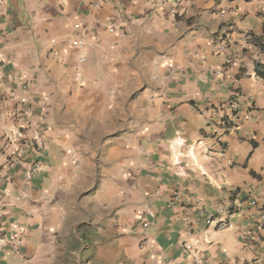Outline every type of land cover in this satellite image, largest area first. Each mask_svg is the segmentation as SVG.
<instances>
[{
    "label": "crops",
    "instance_id": "obj_1",
    "mask_svg": "<svg viewBox=\"0 0 264 264\" xmlns=\"http://www.w3.org/2000/svg\"><path fill=\"white\" fill-rule=\"evenodd\" d=\"M263 212L264 0H0V226L25 251L264 264Z\"/></svg>",
    "mask_w": 264,
    "mask_h": 264
},
{
    "label": "built area",
    "instance_id": "obj_2",
    "mask_svg": "<svg viewBox=\"0 0 264 264\" xmlns=\"http://www.w3.org/2000/svg\"><path fill=\"white\" fill-rule=\"evenodd\" d=\"M111 31H114L115 28L111 27ZM77 43V42H76ZM84 56L81 55L80 60H83ZM30 113L29 108L24 110V114ZM217 116L219 120L221 121V124L225 126L227 125V120L223 113L215 111L213 113V116ZM34 135L32 141H40L41 135H40V129L38 124H34ZM179 144V143H178ZM255 203V202H253ZM231 207L227 205H218L214 210L207 212L202 211V215L206 221V223L212 224L215 219H219L218 225L221 228H226L229 224V221L227 220L226 216L230 215ZM259 228H264V212L261 214L259 222H258ZM150 227V220L147 218L142 222V228L144 230H147ZM149 240L146 238L142 242V247H146L148 245ZM25 247V230L23 227H16L11 232H7V229H5L2 225L0 226V264L5 259V257L12 253L13 255L19 257L22 256V253L24 251ZM199 258L196 257V261L199 262Z\"/></svg>",
    "mask_w": 264,
    "mask_h": 264
},
{
    "label": "rangeland",
    "instance_id": "obj_3",
    "mask_svg": "<svg viewBox=\"0 0 264 264\" xmlns=\"http://www.w3.org/2000/svg\"><path fill=\"white\" fill-rule=\"evenodd\" d=\"M11 231H13L11 229ZM7 230V232H11ZM26 240V236H25ZM51 235H45V244L43 249L35 252L30 248L28 251H23L22 256H15L12 253L8 254V258L2 261V264H76L70 260L67 251L53 249L51 245Z\"/></svg>",
    "mask_w": 264,
    "mask_h": 264
}]
</instances>
